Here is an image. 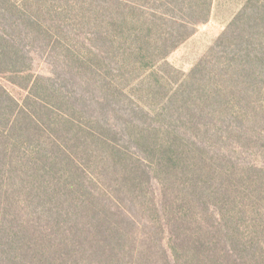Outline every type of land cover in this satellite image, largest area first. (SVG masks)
<instances>
[{"label":"trees","instance_id":"16d2710c","mask_svg":"<svg viewBox=\"0 0 264 264\" xmlns=\"http://www.w3.org/2000/svg\"><path fill=\"white\" fill-rule=\"evenodd\" d=\"M213 5L0 0V179H29L30 170L56 178L70 166L102 179L84 164L107 163L115 179L153 188L159 232L175 251L160 243L166 264H264V0H246L189 73L167 61ZM105 198L79 196L66 213L72 235L74 226L102 244L86 254L159 264L142 247L140 255L124 247L136 242L126 228L137 226L134 216ZM6 212L0 264H18L16 231L26 236L34 220L14 227Z\"/></svg>","mask_w":264,"mask_h":264},{"label":"rangeland","instance_id":"374dc122","mask_svg":"<svg viewBox=\"0 0 264 264\" xmlns=\"http://www.w3.org/2000/svg\"><path fill=\"white\" fill-rule=\"evenodd\" d=\"M245 2L246 0H214L208 20L194 27V34L168 57V63L180 72L189 73L196 63L209 52L210 47L224 32L231 19ZM184 33L187 34V32ZM51 131L57 138L63 139L62 136L64 135L60 131L54 129ZM46 136H49L48 133ZM256 158L259 159V157ZM65 165L63 164L64 169L66 168ZM84 167L87 173L90 172L96 177L103 175V178L83 179L75 168L70 166V168L65 169L67 173L65 176L58 174L56 178L51 177L54 174L51 171L48 179H38L40 173L36 176L37 171L30 170L32 177L29 179H0V209L5 208L7 211L6 218L12 222L14 227H19L20 224L24 226L34 220V223L27 226V237L23 230L16 231L18 237H16V243L12 248H23V255L18 257L19 263L109 264L107 261H98L86 254L85 250L90 243L102 246L93 233L88 239H82L81 236L87 233L86 230L73 226L71 227L73 235L68 230L67 226L70 227L73 223L69 224L70 221L68 220L70 219L66 213L69 212L68 209H74L72 206L73 199L84 195L89 199L98 197L104 201L107 196L117 198L122 207L120 208L121 212L126 214L127 211L123 208L129 210L137 224V226L126 225L129 236H132L136 242L127 238L128 241L124 247L136 249L135 251L139 255L138 247H142L149 259L153 257L159 261V264H166L165 254L160 243L162 242L174 255L175 251L168 246L172 245V237L168 234L161 236L159 232L163 219L161 214H157V211L154 210L151 195L153 188L149 186L147 179H142L140 186L135 187L134 182L137 180L133 182V179L129 178L115 179L117 168L113 169L110 164L106 163L105 166L98 169L92 164L85 163ZM3 173L4 170L0 166V174ZM36 207H40L43 214L40 212L33 215ZM112 212L119 213L117 208H114ZM6 224L4 221L0 222V226L3 227L1 231L6 230ZM22 239L25 243L20 244ZM79 243H82L84 248L80 247ZM10 248L9 245V250ZM208 248H206L205 254H207ZM2 250L3 247L0 246V253ZM27 253L31 256L35 255L34 258H27ZM4 258L8 264H14L11 258ZM176 258L178 257L176 256Z\"/></svg>","mask_w":264,"mask_h":264}]
</instances>
